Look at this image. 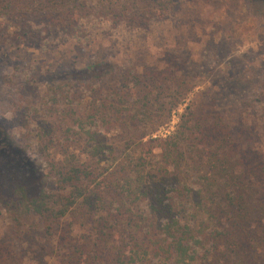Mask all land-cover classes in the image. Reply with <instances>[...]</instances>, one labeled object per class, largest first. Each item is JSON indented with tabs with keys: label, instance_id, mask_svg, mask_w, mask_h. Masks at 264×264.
Returning <instances> with one entry per match:
<instances>
[{
	"label": "trees",
	"instance_id": "trees-1",
	"mask_svg": "<svg viewBox=\"0 0 264 264\" xmlns=\"http://www.w3.org/2000/svg\"><path fill=\"white\" fill-rule=\"evenodd\" d=\"M168 2L0 0V17L44 13L45 27L79 41L91 33L86 21L142 27ZM45 33H37L42 41ZM54 71L42 103L28 96L14 104L31 156L0 126V201L28 257L40 255L42 238L54 241L49 255L59 264H264L256 256L264 242V152L250 156L229 120L211 108L198 112L199 104L170 134L151 137L171 108L162 112L164 78L97 56L87 67ZM256 85L264 135V80ZM27 169L37 178L33 194L18 181ZM76 224L88 231L76 236ZM4 246L0 264L19 263Z\"/></svg>",
	"mask_w": 264,
	"mask_h": 264
},
{
	"label": "rangeland",
	"instance_id": "rangeland-1",
	"mask_svg": "<svg viewBox=\"0 0 264 264\" xmlns=\"http://www.w3.org/2000/svg\"><path fill=\"white\" fill-rule=\"evenodd\" d=\"M258 2L261 0L250 6L246 0H169L168 10L150 16L142 27L86 21L91 33L79 41L45 27L44 13L33 17L26 12L22 18L15 15L9 20L0 17V126L7 129L14 144L26 145L29 156L30 146L16 121L14 104L28 96L34 103H42L37 98L43 96L55 68H84L97 56L115 69L131 68L144 77L151 74L165 79L168 88L160 94L162 112L171 108L151 137L170 134L180 115L199 104L198 112L211 108L207 113L228 119L233 137L245 139L250 156H256L264 152L262 109L254 101L258 98L256 83L264 80V6L255 10ZM16 26L25 31L23 37H17ZM42 30L46 31L45 41L37 35ZM37 110L31 126L39 118L41 109ZM18 181L28 194L35 192L37 178L28 169L19 173ZM4 207L0 201V244L5 245L3 252L10 255L9 262L21 257L17 264H59L49 255L55 245L50 239L39 238L42 252L35 259L20 249L24 245L10 230ZM73 228L76 236L88 231L85 224ZM256 256L264 259V242Z\"/></svg>",
	"mask_w": 264,
	"mask_h": 264
}]
</instances>
